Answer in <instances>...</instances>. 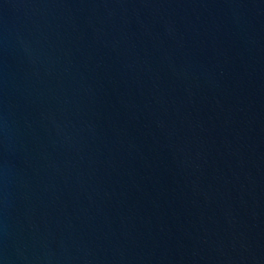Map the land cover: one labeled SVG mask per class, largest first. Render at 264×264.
I'll return each mask as SVG.
<instances>
[{
    "label": "water",
    "instance_id": "95a60500",
    "mask_svg": "<svg viewBox=\"0 0 264 264\" xmlns=\"http://www.w3.org/2000/svg\"><path fill=\"white\" fill-rule=\"evenodd\" d=\"M0 264H264V0H0Z\"/></svg>",
    "mask_w": 264,
    "mask_h": 264
}]
</instances>
